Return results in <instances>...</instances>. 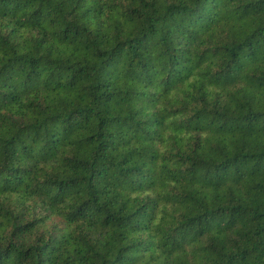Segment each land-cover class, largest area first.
Here are the masks:
<instances>
[{
	"label": "trees",
	"instance_id": "16d2710c",
	"mask_svg": "<svg viewBox=\"0 0 264 264\" xmlns=\"http://www.w3.org/2000/svg\"><path fill=\"white\" fill-rule=\"evenodd\" d=\"M0 264H264V0H0Z\"/></svg>",
	"mask_w": 264,
	"mask_h": 264
}]
</instances>
